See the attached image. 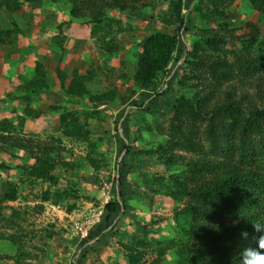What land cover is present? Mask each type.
Returning a JSON list of instances; mask_svg holds the SVG:
<instances>
[{"label": "trees", "instance_id": "obj_1", "mask_svg": "<svg viewBox=\"0 0 264 264\" xmlns=\"http://www.w3.org/2000/svg\"><path fill=\"white\" fill-rule=\"evenodd\" d=\"M27 1L38 6L41 0H0V15L11 16L8 14L20 10ZM43 1L57 4L60 0ZM163 2H167V7L162 15L150 14L148 17L144 14L145 7H155ZM239 2L186 0L183 9L182 0H67L66 11L58 8L65 24H90L91 36L108 55L119 49V33L130 31L134 26L137 28V25H146L148 19L162 24L165 29L154 27L134 52L130 76L124 73L119 76L131 81L127 88L131 99L127 104L137 113L148 112L153 99L164 98L169 92L174 94L173 113L165 140L146 150L133 152L137 157L143 158L138 155L146 154L153 158L154 162L164 166L163 171L150 172L143 180L135 175L132 180L130 177L123 179L122 166L126 158L123 152L116 165L115 191L104 204L103 217L82 239L75 263L69 264H83L87 252L100 246L98 240L112 233L109 225L114 224L115 218L124 212L123 208L126 209L125 178L136 183L139 189L151 191L153 196L172 199L175 235L154 244L144 237L127 243L118 242L125 262L110 264H143L146 252L158 254L169 249L174 253V260L168 264H238L241 231L246 230L255 236L264 235L256 233L252 226V223L264 224V33L254 21L247 22L248 30L243 33H236L237 28L230 26L234 12L245 14L251 8L262 13L264 3L263 0H247L248 5ZM113 10L125 16L127 22L113 15ZM169 27L171 30L166 29ZM19 31L14 20L0 18V44L9 42ZM59 34L54 35L52 41L64 55L66 37ZM103 69L100 64L91 63L86 72H80L78 68L65 72L56 65L54 78L68 95H87L90 101L101 103L107 100L111 102L108 105H112L118 95L116 87H109L104 95L91 93L87 86L97 72L109 75L116 70L115 67ZM37 73L39 76L31 79L33 85L29 90H47L45 70L41 67ZM251 87L254 94L250 93ZM129 111L125 109L119 114L118 118H123L124 125L130 116ZM72 114L70 112L69 117L73 118ZM100 115V111L91 110L83 112L82 117L87 120ZM4 123L2 131L6 134H0V143L27 151L33 160L31 165L21 166L27 178L55 181V171L59 167L73 171L81 166L78 160L62 158L64 147L52 141L24 139L14 132L8 120ZM82 124L75 117L65 123L64 130L70 129L73 132L71 136L81 138L79 128ZM122 133V137H118L120 147L129 150V145L123 140L126 128ZM138 141L146 143L149 139ZM91 146L84 161L93 165L95 170L108 166L104 155L94 156L97 152L94 145ZM178 150L193 156L186 157ZM2 167L10 169L0 162ZM134 169L139 170L138 167ZM25 180L6 182L0 200H16L24 191ZM64 191L66 188L57 191L56 199H52L54 204H59ZM73 195L71 190L70 196ZM22 196L25 198V194ZM51 198L49 190L41 192L42 200ZM180 204L183 205L177 208ZM74 207L75 204H69L66 209L70 211ZM13 214L18 212L11 207V216ZM90 241L92 244L88 249ZM160 262L161 257H154L151 264Z\"/></svg>", "mask_w": 264, "mask_h": 264}, {"label": "rangeland", "instance_id": "obj_2", "mask_svg": "<svg viewBox=\"0 0 264 264\" xmlns=\"http://www.w3.org/2000/svg\"><path fill=\"white\" fill-rule=\"evenodd\" d=\"M182 2L184 9L186 0ZM241 2L247 5L249 3L247 0H240L239 4ZM66 4L67 0H60L57 4L41 0L40 4L35 6L27 1L22 4L20 10L8 14L11 16L0 15L1 19L14 20L20 30L9 42L0 44V134H6L2 128L4 121L8 120L14 132L22 138L52 141L55 145L64 147V150H61L62 158L81 162V166L73 171L61 167L56 169L55 181L27 178L21 166L32 164L30 154L23 149L0 143V162L10 166V169L0 168V199L6 182L15 183L27 178L22 193L25 198L20 194L14 201L0 200V264H63L61 259H75L82 239L87 236L82 233L86 231L88 234L89 230L101 221L105 211L104 204L115 191L114 180L118 176L116 165L123 152L126 155L122 166L123 179L130 177L132 180L135 175L143 180L150 172H162L164 169L163 165L154 162L148 155H138L143 157L141 158L133 152L138 149L146 150L156 142L165 140L169 118L173 113L174 94L169 92L164 98L157 101L153 99L149 103L151 108L148 112L137 113L127 104L131 97L129 98L126 83L131 81L119 75L124 73L127 77L130 76L134 58H129V55L143 43L144 36L149 35L154 27H165L159 22L155 23L153 19H148L149 23L146 25H137V28L134 26L130 31L121 32L118 34L119 49L108 55L102 52L96 38L91 36L90 24H65L66 21L58 8L66 11ZM166 7L167 2L157 3L155 7L147 6L144 14L148 17L150 14L162 15ZM112 14L127 22V18L117 10H113ZM137 14L139 16V13ZM252 21L256 22L264 33V10L257 13L250 8L245 14L234 12L230 18V26L237 28L236 33H243L248 30L247 22ZM58 25H61L60 31ZM59 32L60 36L62 33L66 37L63 43L66 50L64 55L52 41L53 36ZM75 40H80V43H75ZM77 48L79 53L86 50L88 54L81 58L76 53ZM91 63L100 64L104 68L103 71H106L107 67H115L116 70L112 74L97 72L90 83L87 82L91 93L101 92L105 95L106 89L116 87L118 95L112 105H108L111 102L107 100L101 103L90 101L87 95H72L77 100L72 101L68 98L72 96L59 88V83L54 78L56 65L65 72L77 67L80 72H86ZM41 67L45 70L49 88L32 92L29 90L33 85L31 79L39 76L37 72ZM250 93L254 94L253 87ZM125 109L130 110V116L124 125L123 118L118 117ZM91 110H98L101 115L84 120L83 112ZM70 112H73V118L77 117L83 123L79 128L81 138L71 136L73 132L70 129L64 130L65 123L73 119L69 117ZM86 123L89 126H86ZM123 128H126L123 140L129 145V150H122L120 147L118 137H122ZM147 137L149 141L146 143L138 141ZM57 139H60V142H57ZM91 144L97 152L94 156L104 155L109 162L108 166L95 170L93 165L84 161V156L91 150ZM177 152L186 157L193 156L183 150ZM133 158L136 160L132 165ZM124 182L126 209L123 208L124 212L115 218L114 224L109 225L108 229L111 228L112 233L105 234L103 239L98 240L100 246L87 252L86 262L83 264H102V255L108 257L109 264L112 263L113 257H122L125 261L119 243L144 237L147 242L154 244L157 240H165L175 235V205L172 199L153 196L151 191L139 189L136 183L126 178ZM62 188H66V191L59 198V204H54L52 199H56L55 194ZM46 190H49L52 196L47 201L41 199V192ZM71 190L73 197L70 196ZM127 199L130 201L127 202ZM129 203L130 206H127ZM69 204H75L70 211L66 209ZM182 205L176 207L180 208ZM11 207L17 210V215L11 216ZM91 244L92 241L88 244V249ZM154 257L162 258L159 264H168L174 260V253L171 249L158 254L146 252L143 264H151Z\"/></svg>", "mask_w": 264, "mask_h": 264}, {"label": "clouds", "instance_id": "obj_3", "mask_svg": "<svg viewBox=\"0 0 264 264\" xmlns=\"http://www.w3.org/2000/svg\"><path fill=\"white\" fill-rule=\"evenodd\" d=\"M252 226L256 233H264V224L252 223ZM240 239L238 264H264V235L255 236L244 230L240 233Z\"/></svg>", "mask_w": 264, "mask_h": 264}, {"label": "crops", "instance_id": "obj_4", "mask_svg": "<svg viewBox=\"0 0 264 264\" xmlns=\"http://www.w3.org/2000/svg\"><path fill=\"white\" fill-rule=\"evenodd\" d=\"M152 27V26H151ZM146 28H147V26H146ZM147 32V31H146ZM148 35H145L144 37L146 38ZM82 39V38H81ZM75 43H80V40H75L74 41ZM81 43H82V40H81ZM139 45H141V44H139ZM126 49L127 48H129V47H125ZM136 50L137 49H135L134 50V52H136ZM84 51V50H83ZM81 52V53H79V48H77L76 49V53H78L79 54V56L81 57V58H83V57H85L88 53H87V51L85 50V52ZM130 57L129 58H134V56H135V54L133 53V54H131V55H129ZM86 63V62H85ZM87 64V63H86ZM77 66H80L81 67V65H75V67H77ZM78 68V67H77ZM6 70V69H5ZM126 85L128 86V87H126V88H129V86L131 85V83L130 82H127L126 83ZM70 100H75V101H77L76 100V98L75 97H68ZM53 115H57L56 113H53ZM109 247H106V249H108ZM62 249V248H61ZM79 250H77V252H76V256H75V259H73L72 257H71V260L69 261H67V259L66 260H64V259H61L62 261L61 262H63V264H69V263H71V262H73V263H75V261H76V259H77V257H78V255H79V252H78ZM107 251V250H106ZM103 256V257H102ZM101 256V258H100V262L102 263V264H107L108 262H107V260H108V257L107 256H105V255H102ZM85 258L86 257H84L83 259V261L84 262H86V260H85ZM121 262V263H124L125 261H124V258L122 259V257L121 258H118V259H114V257H113V259H112V262Z\"/></svg>", "mask_w": 264, "mask_h": 264}, {"label": "built area", "instance_id": "obj_5", "mask_svg": "<svg viewBox=\"0 0 264 264\" xmlns=\"http://www.w3.org/2000/svg\"><path fill=\"white\" fill-rule=\"evenodd\" d=\"M82 234H84L85 236L87 235V232L86 231H84V233H82Z\"/></svg>", "mask_w": 264, "mask_h": 264}]
</instances>
